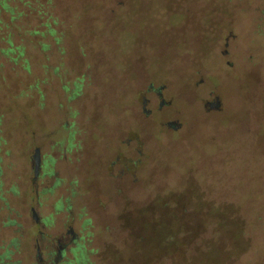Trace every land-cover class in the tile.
I'll list each match as a JSON object with an SVG mask.
<instances>
[{"label":"rangeland","instance_id":"1","mask_svg":"<svg viewBox=\"0 0 264 264\" xmlns=\"http://www.w3.org/2000/svg\"><path fill=\"white\" fill-rule=\"evenodd\" d=\"M26 1L0 264H264V0Z\"/></svg>","mask_w":264,"mask_h":264},{"label":"trees","instance_id":"2","mask_svg":"<svg viewBox=\"0 0 264 264\" xmlns=\"http://www.w3.org/2000/svg\"><path fill=\"white\" fill-rule=\"evenodd\" d=\"M19 1L22 2V4L28 3V1L26 0L25 1L19 0ZM23 14L24 11L20 9L16 3L12 4L11 0H0V29L2 27H5V31H6L4 34H0V37H2L7 41V44L3 46L1 49L2 51L6 52L9 56H11V54L16 53L17 51L19 52L17 56H20L21 54L24 53V45L15 44L13 42L12 32L10 31L11 28L16 31L21 30L20 25H17L15 21L19 20ZM52 30L53 28L50 26L48 28V31L50 32ZM21 31L23 34H25L26 32H30V29L24 28ZM40 32L43 33V31ZM10 59L16 60L17 57L11 56Z\"/></svg>","mask_w":264,"mask_h":264},{"label":"water","instance_id":"3","mask_svg":"<svg viewBox=\"0 0 264 264\" xmlns=\"http://www.w3.org/2000/svg\"><path fill=\"white\" fill-rule=\"evenodd\" d=\"M142 100H143V102H144V104H147V101L148 100H146V98L145 97H143L142 98ZM220 99H219V97H215L213 100H208L207 102H206V104H208L209 105V107H220ZM147 111V110H146ZM180 125V123L178 122V121H169L168 123H167V126H172V127H174V128H176V127H178ZM37 151V150H36ZM35 158H36V160H37V154L35 153ZM36 164H37V161H36Z\"/></svg>","mask_w":264,"mask_h":264}]
</instances>
